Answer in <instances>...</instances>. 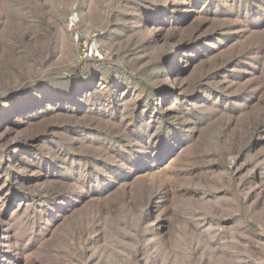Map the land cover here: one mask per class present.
<instances>
[{
    "label": "rangeland",
    "instance_id": "obj_1",
    "mask_svg": "<svg viewBox=\"0 0 264 264\" xmlns=\"http://www.w3.org/2000/svg\"><path fill=\"white\" fill-rule=\"evenodd\" d=\"M264 0H0V264H261Z\"/></svg>",
    "mask_w": 264,
    "mask_h": 264
},
{
    "label": "built area",
    "instance_id": "obj_2",
    "mask_svg": "<svg viewBox=\"0 0 264 264\" xmlns=\"http://www.w3.org/2000/svg\"><path fill=\"white\" fill-rule=\"evenodd\" d=\"M261 264H264V261Z\"/></svg>",
    "mask_w": 264,
    "mask_h": 264
}]
</instances>
